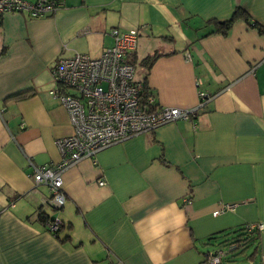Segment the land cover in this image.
<instances>
[{
  "label": "crops",
  "instance_id": "crops-1",
  "mask_svg": "<svg viewBox=\"0 0 264 264\" xmlns=\"http://www.w3.org/2000/svg\"><path fill=\"white\" fill-rule=\"evenodd\" d=\"M47 1L63 7L0 19V264H201L210 236L264 224V34L243 18L214 32L238 8L264 27V0ZM113 29L139 31L129 58L159 106L195 108L200 92L211 100L194 121L66 171L55 209L33 179L35 167L61 160L56 141L73 132L49 94L53 69L77 53L99 58ZM154 54L148 72L142 61ZM222 204L236 209L213 216ZM41 209L61 221L58 236L37 220ZM256 261L264 264V230Z\"/></svg>",
  "mask_w": 264,
  "mask_h": 264
},
{
  "label": "built area",
  "instance_id": "built-area-1",
  "mask_svg": "<svg viewBox=\"0 0 264 264\" xmlns=\"http://www.w3.org/2000/svg\"><path fill=\"white\" fill-rule=\"evenodd\" d=\"M62 7L59 1L0 0V19L6 13L42 18ZM111 36L114 45L99 58L77 53L71 58H60L53 69L56 86L49 94L66 109L73 132L56 141L61 160L51 166L35 167L33 179L35 185L49 188L50 204L55 209H61L66 201L62 191L66 171L112 146L164 125L194 121L211 100L200 92L195 108L159 106L153 95L144 93L143 83L135 79V66L129 58L136 50L139 31L113 29ZM235 209L236 205L222 204L213 216H224ZM247 225L260 233L264 230V224ZM61 226L56 219L47 228L55 235ZM224 257L222 250L208 253L201 264H220Z\"/></svg>",
  "mask_w": 264,
  "mask_h": 264
},
{
  "label": "trees",
  "instance_id": "trees-1",
  "mask_svg": "<svg viewBox=\"0 0 264 264\" xmlns=\"http://www.w3.org/2000/svg\"><path fill=\"white\" fill-rule=\"evenodd\" d=\"M238 18H243L247 23L255 27L261 34H264V27L261 26L259 23L251 22L247 12L242 8H238L232 15L231 19L223 22H218V21L215 22L216 27L214 32L227 35L229 30L233 26V23ZM160 56L161 55L159 54L148 56L142 61V66L149 72L155 61ZM142 83L144 86V93L146 95H152L151 90L147 83V77L145 78V81ZM208 103L205 105V108L207 107ZM37 220L40 221L44 226L45 225L47 226L49 222L55 221L56 218L52 219L48 213H46L44 210L41 209L37 214ZM60 230L55 234L56 236H58ZM259 234L260 232H257L256 230H250V227L248 225H242L210 236L207 240V243L209 245H212L213 244L212 242L221 241L223 239V241L221 242L225 243L229 247V253H234L240 250V254L242 253L243 257L245 256V258H247L248 260L254 261L256 260V257L258 255ZM247 249L252 250L250 255H247L248 253V252L246 253ZM226 255L227 254H225V257L223 258L220 264H224V262H229V263L234 262L231 260L233 258L232 256H226Z\"/></svg>",
  "mask_w": 264,
  "mask_h": 264
},
{
  "label": "rangeland",
  "instance_id": "rangeland-1",
  "mask_svg": "<svg viewBox=\"0 0 264 264\" xmlns=\"http://www.w3.org/2000/svg\"><path fill=\"white\" fill-rule=\"evenodd\" d=\"M53 88L56 86L55 80H54V84H53ZM223 241V239L221 240ZM221 241H214L212 242L213 244L211 246H209V252L215 254L218 251H224L225 254H227L226 256H232L233 258L231 259L232 261H234L233 263H229V262H224V264H253L254 262L250 263V260H248L247 258H245V256L243 257L242 253L240 254V250H238L237 252L234 253H229V247L225 244L222 243ZM248 252V253H247ZM252 252L251 249H247L246 253L247 255H250ZM256 261V260H255ZM258 263V259L256 261Z\"/></svg>",
  "mask_w": 264,
  "mask_h": 264
}]
</instances>
